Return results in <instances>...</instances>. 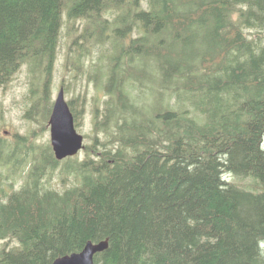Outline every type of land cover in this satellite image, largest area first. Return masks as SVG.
<instances>
[{
    "label": "trees",
    "instance_id": "trees-1",
    "mask_svg": "<svg viewBox=\"0 0 264 264\" xmlns=\"http://www.w3.org/2000/svg\"><path fill=\"white\" fill-rule=\"evenodd\" d=\"M148 1L0 0V89L27 63L52 75L65 9L99 27L129 6L134 21L120 17L116 36L124 41L133 23L142 32L111 58L114 102L101 130L118 128L117 149L66 164L80 183L63 193L43 185L61 164L48 146L20 188L0 181V264H53L101 241L109 248L95 264H264V0ZM151 64L162 92L147 111L128 88L151 80ZM28 140L8 146L0 132L12 173Z\"/></svg>",
    "mask_w": 264,
    "mask_h": 264
},
{
    "label": "rangeland",
    "instance_id": "rangeland-1",
    "mask_svg": "<svg viewBox=\"0 0 264 264\" xmlns=\"http://www.w3.org/2000/svg\"><path fill=\"white\" fill-rule=\"evenodd\" d=\"M147 2L148 0H144L143 7H148ZM240 9L246 8L239 6L237 12L234 13L235 19L238 17ZM137 11L138 9L130 10L129 6L120 10H109L103 16V19L108 20L109 23L98 27L88 19H69L65 9L57 61L52 75L48 77L44 74H35L31 64L27 63L21 66L12 80L0 89V132L3 139L6 140L5 143L8 146L12 145L18 135L26 136L29 139L28 142H25L21 152L20 158L23 163L17 173H12V168L4 164L3 160L0 162V181L6 183L4 187L7 192L12 188H20L25 175H27L26 170L32 168L36 161H42L44 157L41 149L48 146L47 148L52 149L55 158L49 121L61 89L65 90V97L71 104V109L77 112L76 128L84 136L86 147L84 152L82 150L78 156L74 157V160L69 162L64 160L57 169L46 171L43 179L45 189L63 193L66 189L77 186L80 179L73 172L68 173L65 168L66 164L71 165L76 161L84 162L90 158L95 159L96 153L100 155L107 150L117 149V144L110 140L114 130L118 128L114 127L113 131L109 130L108 132L101 130L102 122L106 120L107 108L114 102V100L110 101L106 86L111 69V58L120 53V50L116 49L117 42L129 46L142 34L138 24L133 23L125 34L126 39L121 41L115 31L120 26L119 19L122 16H129L130 23H132V16L134 17ZM257 32L256 30L252 31V36L256 38ZM261 39L264 45V35L261 36ZM154 43L157 44V40L154 39L151 42V44ZM148 72L151 80L147 81L143 87L134 83L133 88L131 86L128 88V95L134 101L137 100L138 104L147 111H150L157 103V99L160 98L159 94L162 92V88L160 87L155 93V89H158L159 73L156 67L153 68V64L148 68ZM46 78L48 87L45 83ZM47 88L48 92H46ZM44 94L48 96L47 102L42 101ZM174 98L178 100L176 96L169 97L168 100L173 101ZM39 100H41L40 107L31 114L30 110L34 107L35 101ZM184 102V99H181L182 106ZM48 108L50 111L47 115ZM225 179L229 183L251 185L250 180L242 178L227 176ZM1 198L2 195H0ZM2 246L9 249L16 246V241L7 240L2 243Z\"/></svg>",
    "mask_w": 264,
    "mask_h": 264
},
{
    "label": "water",
    "instance_id": "water-1",
    "mask_svg": "<svg viewBox=\"0 0 264 264\" xmlns=\"http://www.w3.org/2000/svg\"><path fill=\"white\" fill-rule=\"evenodd\" d=\"M51 144L57 161L76 157L85 148V138L76 128L75 117L61 89L52 109L50 121ZM109 248V242H89L82 252L56 259L53 264H95V257Z\"/></svg>",
    "mask_w": 264,
    "mask_h": 264
},
{
    "label": "bare ground",
    "instance_id": "bare-ground-1",
    "mask_svg": "<svg viewBox=\"0 0 264 264\" xmlns=\"http://www.w3.org/2000/svg\"><path fill=\"white\" fill-rule=\"evenodd\" d=\"M150 1H151V0H150ZM148 2H149V1H148ZM148 2H147V3H148ZM149 3H150V2H149ZM139 4H141V3H139ZM147 5H148V4H147ZM140 6H141V5H140ZM139 8H141V7H139ZM149 8H150V5H149ZM145 9H146V7H145ZM142 10H143V9H142ZM144 12H146V11H144ZM136 17H137V16H136ZM132 20H133V19H132ZM133 21H134V20H133ZM250 22H251V21H250ZM232 35H233V34H232ZM79 111H80V110H79ZM79 111H78V112H79ZM73 114H74V113H73ZM75 114H76V113H75ZM82 114H83V113H82ZM78 116H79V115H78ZM81 117H82V116H81ZM81 117H80V118H81ZM78 118H79V117H78ZM85 147H86V145H85ZM84 151H85V150H83V152H84ZM77 156H78V155H77ZM101 242H103V241H101ZM108 242H109V241H108ZM99 243H100V242H99Z\"/></svg>",
    "mask_w": 264,
    "mask_h": 264
}]
</instances>
